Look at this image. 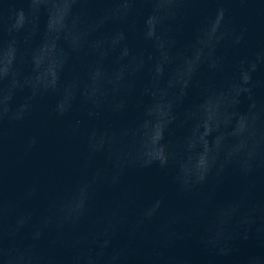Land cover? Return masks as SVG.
I'll list each match as a JSON object with an SVG mask.
<instances>
[{"label":"water","instance_id":"95a60500","mask_svg":"<svg viewBox=\"0 0 264 264\" xmlns=\"http://www.w3.org/2000/svg\"><path fill=\"white\" fill-rule=\"evenodd\" d=\"M70 4L0 0V79L23 78L16 103L42 92L31 118L0 127V227L5 244L21 248L17 264H28L29 256L33 264H264V87L245 92L241 65L264 46V0H201L179 30L157 27L146 3L106 22L97 18L116 11L114 0ZM221 6L231 28L247 32L238 47L217 50L222 61L213 68L193 47V33ZM93 68L90 91L109 102L127 98L125 110L89 121L77 102L70 116L49 117L67 85L89 86ZM255 81H264V67ZM77 118L99 130L105 147L91 167L83 133L72 138L65 131ZM119 151L172 159L167 172L129 168L116 187L80 186ZM209 164V185L179 194L174 178L199 176ZM249 164L255 171L240 175ZM85 198L83 219L57 227L63 217L53 206L71 221ZM47 217L52 226L30 251L33 228ZM22 221L13 241L7 234Z\"/></svg>","mask_w":264,"mask_h":264},{"label":"clouds","instance_id":"9594fccd","mask_svg":"<svg viewBox=\"0 0 264 264\" xmlns=\"http://www.w3.org/2000/svg\"><path fill=\"white\" fill-rule=\"evenodd\" d=\"M94 2V0H71L70 9L77 8L78 5ZM104 2V0H100ZM201 0H114L115 10L109 9L106 13L98 17V21L111 19L118 13L121 17H128L134 13L137 5L146 3L150 5L152 12L151 16L155 17L157 27H169L179 30L183 26V22L189 18V12L192 6L200 3ZM244 2V0H241ZM79 19L84 20L88 16L87 9L81 7ZM69 19H72L70 12ZM247 28H242L239 32L231 28V20L228 16V9L221 6L215 11L214 16L205 18V20L195 29L193 33V47L201 54L202 61L209 63L210 67H218L222 58L217 56V50L224 46L238 47L245 40V33ZM123 35V34H122ZM241 65L247 69L245 80V89L247 93H251L253 88L264 87V81L253 82V74L264 67V46L257 49L251 57H246L241 60ZM93 68L89 72V86L81 88L77 81H73L66 86L56 103L53 104L48 111L49 117L64 118L70 116L74 110L77 102L82 106L89 121H98L105 112L113 115H118L127 107V98L120 97L117 100L109 102L103 92H97L95 95L90 91L91 77L96 71ZM26 85L23 78L17 77H4L0 79V127L5 122L9 124L22 123L23 121L31 118L39 106L41 91H29L24 100L16 103V95L18 92L24 90ZM118 90V89H117ZM119 104V107L116 105ZM93 125V124H92ZM66 134L72 138H78L83 133L86 145L85 150V167L95 165V158L98 152L104 151L105 147L100 144V132L97 128L86 125L81 119H69L65 127ZM107 136V133L104 134ZM36 138L33 137L30 145L35 146ZM172 157L169 154L162 153L155 159H144L136 153L130 151H119L110 153L108 155L107 166L103 168H95V173L91 178L85 177L81 182V187L91 191L101 183L109 184L110 187H116L121 181L122 177L129 168H145L157 165L161 170L168 171ZM254 159V158H252ZM251 159V160H252ZM215 165L209 164L206 170L196 177L184 178L177 176L174 178L173 183L176 185L179 194L184 195L191 192L193 189L202 188L209 185V177L213 175ZM224 169H220L215 174L220 176ZM255 169L249 164L246 168L240 169V175L247 177L250 176ZM162 200H157L155 207H159ZM54 214L63 217V223L58 224L57 227H63L64 224H78L80 220L86 215L87 212V198L82 202L78 215L73 220L66 219L62 212L61 206H53ZM239 208V205H237ZM149 217L152 213L148 214ZM46 223L42 227L33 228L31 239L32 244L27 248L32 251L35 249L36 242L41 240L45 231L52 226L51 217H47ZM28 220H31V215L28 214ZM27 221L20 222L16 229L11 230L7 235L14 241L19 236L20 229H22ZM5 233L0 227V259H3L4 264H17L18 256L21 248L16 246L15 243L5 244ZM247 239V236H245ZM110 241H105V247L108 246ZM226 254V253H225ZM33 256H29L28 264H33Z\"/></svg>","mask_w":264,"mask_h":264}]
</instances>
